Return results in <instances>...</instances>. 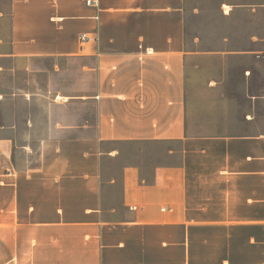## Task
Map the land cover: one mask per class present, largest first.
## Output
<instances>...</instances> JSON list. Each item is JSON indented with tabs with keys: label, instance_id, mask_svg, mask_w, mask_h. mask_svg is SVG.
I'll list each match as a JSON object with an SVG mask.
<instances>
[{
	"label": "crops",
	"instance_id": "obj_1",
	"mask_svg": "<svg viewBox=\"0 0 264 264\" xmlns=\"http://www.w3.org/2000/svg\"><path fill=\"white\" fill-rule=\"evenodd\" d=\"M86 1L0 5V58L48 98L35 147L0 122V264H264V0L223 3L262 14L249 48L205 51L186 0ZM136 142L164 162L106 176Z\"/></svg>",
	"mask_w": 264,
	"mask_h": 264
},
{
	"label": "rangeland",
	"instance_id": "obj_2",
	"mask_svg": "<svg viewBox=\"0 0 264 264\" xmlns=\"http://www.w3.org/2000/svg\"><path fill=\"white\" fill-rule=\"evenodd\" d=\"M4 1L0 0V5ZM224 2L228 0H186L189 48L201 51L219 49L223 46V38H229L228 47L231 50L250 47L249 37L261 24L262 14L253 15L249 10H239L232 14L230 10V14H225ZM4 29L5 23L0 20V33ZM11 65L10 60L0 58V122H16L21 129L30 123L28 131H23L22 138L35 147L44 130L45 105L48 100L45 78L22 69L12 70ZM232 86L233 92L238 91V84ZM168 147L169 144L164 143L121 144L122 156L107 164L104 173L108 177L116 176L122 164L130 160L142 164L145 173L155 171L164 162L163 153ZM119 191V187L115 188V195Z\"/></svg>",
	"mask_w": 264,
	"mask_h": 264
},
{
	"label": "built area",
	"instance_id": "obj_3",
	"mask_svg": "<svg viewBox=\"0 0 264 264\" xmlns=\"http://www.w3.org/2000/svg\"><path fill=\"white\" fill-rule=\"evenodd\" d=\"M88 5L90 4H97V1L96 0H87L86 1ZM87 39V35L85 33H83L81 35V40H86Z\"/></svg>",
	"mask_w": 264,
	"mask_h": 264
}]
</instances>
